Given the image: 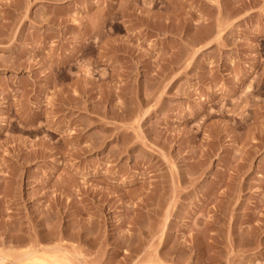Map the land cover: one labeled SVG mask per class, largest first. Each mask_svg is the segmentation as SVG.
Returning a JSON list of instances; mask_svg holds the SVG:
<instances>
[{"label":"rangeland","instance_id":"obj_1","mask_svg":"<svg viewBox=\"0 0 264 264\" xmlns=\"http://www.w3.org/2000/svg\"><path fill=\"white\" fill-rule=\"evenodd\" d=\"M0 1V264H264V0Z\"/></svg>","mask_w":264,"mask_h":264},{"label":"bare ground","instance_id":"obj_2","mask_svg":"<svg viewBox=\"0 0 264 264\" xmlns=\"http://www.w3.org/2000/svg\"><path fill=\"white\" fill-rule=\"evenodd\" d=\"M0 2H2V1H0ZM13 3L14 2H10V3H8V5L9 6H13ZM16 3V2H15ZM8 6V7H9ZM20 8V7H19ZM18 9V8H17ZM17 9H15V10H17ZM1 16H2V14H1ZM10 19V18H9ZM14 21V20H13ZM16 23V22H15ZM12 25V21H10V22H8V25L6 24L5 26L7 27V30H8V28L10 27ZM3 30V29H2ZM4 31V30H3ZM83 33V32H82ZM88 34V33H87ZM3 35H7L6 37H8V40L9 41H12L13 39H15V35H14V33H13V31L12 32H9V31H7V33H4L3 32ZM1 37H2V35H1ZM4 40H5V37H4ZM82 40V39H81ZM80 41V40H79ZM78 42V41H77ZM78 44V43H77ZM82 44V43H81ZM83 45V44H82ZM33 47V46H32ZM55 47V46H54ZM104 47V46H103ZM35 48V47H34ZM33 48V49H34ZM75 48H76V46H75ZM15 49V48H14ZM72 49V48H71ZM74 49V48H73ZM81 49V48H80ZM30 50V49H29ZM36 50V49H35ZM39 50V49H38ZM77 50V49H76ZM32 51V50H31ZM74 51V50H73ZM28 52V51H27ZM36 52V51H35ZM72 52V51H71ZM75 52V51H74ZM78 52V51H77ZM36 54V53H35ZM68 54V53H67ZM100 54V53H99ZM74 56V55H73ZM73 56H70V54H68V55H66V58L64 59V62H69V61H71V59H72V57ZM50 57V56H49ZM99 58V57H98ZM17 59V58H16ZM30 59V58H29ZM13 60V59H12ZM73 60V59H72ZM10 61V60H9ZM30 61V60H29ZM75 61V60H74ZM3 62V61H2ZM14 62V61H13ZM0 63H1V61H0ZM10 63V62H9ZM8 63V64H9ZM12 63V62H11ZM14 64V63H13ZM11 65L12 67H15L14 65ZM73 64V63H72ZM71 64V65H72ZM24 65V64H23ZM74 65V64H73ZM4 66V65H3ZM6 66V65H5ZM35 66V65H34ZM39 67V66H38ZM28 69H29V67H27ZM35 68V67H34ZM70 68V67H69ZM45 69V68H44ZM44 69H43V71H44ZM47 69H49L48 67H47ZM32 70H34V69H32L31 67H30V71H32ZM71 70V69H70ZM86 71H88V70H86ZM35 72V71H34ZM40 72V71H39ZM53 72V71H52ZM90 73V72H89ZM38 74V73H37ZM36 74V75H37ZM46 74V73H45ZM32 75H33V73H32ZM69 75V74H68ZM67 75V76H68ZM35 76V75H34ZM86 76V75H85ZM41 77V76H40ZM44 77V76H43ZM42 77V78H43ZM48 77V76H47ZM87 77H89V76H87ZM34 78V77H33ZM53 78V77H52ZM63 78V77H62ZM87 79V78H86ZM34 80V79H33ZM32 80V81H33ZM46 80H47V78H46ZM90 79H88L87 81L88 82H90L89 81ZM31 81V80H30ZM30 81H29V83H30ZM40 81V80H39ZM48 81H49V79H48ZM87 81H86V86H87ZM37 82V81H36ZM93 82V81H92ZM34 83V82H33ZM55 83V82H54ZM84 83V82H83ZM31 84V83H30ZM49 84V83H48ZM51 84H52V82H51ZM67 85H69L70 86V84H67ZM88 85H89V83H88ZM93 85H94V83H93ZM65 86V85H64ZM68 86V87H69ZM97 86V85H96ZM27 87V86H26ZM30 88H31V86H29ZM49 87H50V85H49ZM76 87V86H75ZM74 87V88H75ZM89 87V86H88ZM28 88V87H27ZM48 88V87H47ZM62 88V87H61ZM72 88V87H71ZM87 88V87H86ZM92 88H93V86H92ZM92 88H91V86H90V89L92 90ZM24 89V88H23ZM26 89V88H25ZM58 89V88H57ZM60 90V89H59ZM58 90V91H59ZM75 90V89H74ZM73 90V91H74ZM88 90V89H87ZM90 90V91H91ZM29 91V90H28ZM36 91H37V89H36ZM63 91V92H62ZM66 91V93H70V88H67V87H64V89H62V90H60V93L62 92V93H64ZM95 91V90H94ZM21 92V91H20ZM25 92V91H24ZM74 92H77V91H74ZM19 93V92H18ZM22 94L21 95H24V93H23V90H22V92H21ZM61 93V94H62ZM92 93V92H91ZM26 94V93H25ZM18 95V94H17ZM32 95V94H31ZM75 95H77L78 96V94H76L75 93ZM110 95V94H109ZM15 96H16V94H15ZM64 96H65V94H64ZM77 96H76V98H77ZM12 97H14V95L12 96ZM62 97V96H61ZM68 97V96H67ZM66 97V98H67ZM29 98H30V95H29ZM32 98V97H31ZM65 98V97H64ZM66 98H65V100H66ZM78 98H80V97H78ZM63 99V98H62ZM110 99V98H109ZM47 100V99H46ZM50 99L48 98V101H49ZM53 100H55V99H53ZM64 100V99H63ZM78 100V99H77ZM100 100V99H99ZM98 100V101H99ZM38 103H39V101H37ZM49 102H51V101H49ZM55 102V101H54ZM58 102V101H57ZM66 102V101H65ZM71 102V101H70ZM75 102V101H74ZM27 103V102H26ZM25 103V104H26ZM31 103H33L32 101H31ZM52 103V102H51ZM69 103V102H68ZM49 104V103H48ZM53 104V103H52ZM56 103H54V105H55ZM58 104V103H57ZM65 104V103H64ZM75 104V103H74ZM94 104H96V103H94ZM22 105V104H21ZM36 105V104H35ZM49 105H51V104H49ZM28 106V105H27ZM41 106V105H40ZM43 106V105H42ZM52 106V105H51ZM50 106V107H51ZM56 106V105H55ZM66 106V105H65ZM92 106H94V105H92ZM21 107V106H20ZM36 107H37V105H36ZM95 109H96V107H94ZM25 109V108H24ZM37 109H39V108H37ZM42 109V108H41ZM41 109H40V111H41ZM59 109V108H58ZM61 109V108H60ZM63 109V108H62ZM92 109V108H91ZM94 109V110H95ZM100 109V108H99ZM114 109V108H113ZM21 110H23V109H18V111H20V112H22ZM36 110V109H35ZM96 110H98V109H96ZM26 111V110H25ZM29 111V110H28ZM50 111V110H49ZM63 111V110H62ZM23 113V112H22ZM30 114V113H29ZM50 114V113H49ZM53 114V113H52ZM40 116V112L39 111H37V112H35L30 118H29V121L30 122H33V121H35L38 117ZM48 116V115H47ZM50 117V116H49ZM56 117V116H55ZM48 118V117H47ZM53 118V117H52ZM55 121V120H54ZM27 122V121H26ZM57 122V121H56ZM5 125V124H4ZM25 128H27L26 126H25ZM4 129V128H3ZM27 130V129H26ZM62 131V130H61ZM64 132H65V130H64ZM19 155V154H18ZM37 214V213H36ZM34 218H35V216H34ZM37 219H38V215H37ZM35 221H36V218H35ZM37 224V223H36ZM48 232H50V231H48ZM47 232V233H48ZM64 232V231H63ZM74 234H76V233H74ZM19 236V235H18ZM17 236V237H18ZM16 237V236H15ZM23 239V238H22ZM19 240V239H18ZM31 246H32V244H31ZM28 249V248H27ZM26 252H25V254H24V258H25V264H56V262H58V261H56V259H55V255H58L57 253H62L63 255H64V252H62L61 250H60V248L59 249H55L54 251H50V250H46V249H42L41 251H40V249L37 247V245H35V246H33V247H31L30 249H28V250H25ZM66 256V255H65ZM57 258V257H56ZM61 264H62V262H61Z\"/></svg>","mask_w":264,"mask_h":264}]
</instances>
